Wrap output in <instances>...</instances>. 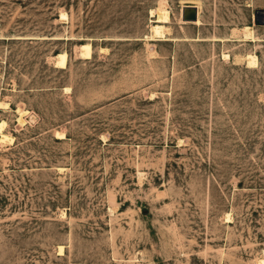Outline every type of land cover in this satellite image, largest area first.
Masks as SVG:
<instances>
[{"label":"rangeland","instance_id":"374dc122","mask_svg":"<svg viewBox=\"0 0 264 264\" xmlns=\"http://www.w3.org/2000/svg\"><path fill=\"white\" fill-rule=\"evenodd\" d=\"M258 9L0 0V264H264Z\"/></svg>","mask_w":264,"mask_h":264},{"label":"bare ground","instance_id":"6f19581e","mask_svg":"<svg viewBox=\"0 0 264 264\" xmlns=\"http://www.w3.org/2000/svg\"><path fill=\"white\" fill-rule=\"evenodd\" d=\"M192 3L193 4H191V5H187V6L183 5L181 7V10H180L181 22L182 23L189 22V21H186L185 15L191 11H196L197 18H196V20L191 21L190 23L200 24L201 7L197 2H192ZM165 6H166L165 3L162 2L159 4V6L157 7L156 10H154V11L152 10L150 13L151 15H153V12H155V20L153 21V24L150 27V35L148 36V38H150V39L165 38L166 34L169 33L168 28L165 26V24L170 22V15H169V11L166 9ZM262 16L264 19V12H263ZM61 19H66V15L63 13L60 14V20ZM252 29L253 28L251 26H246L243 28V37H242L243 40H246V39L253 40L254 39ZM91 51H92V48H91L89 43L82 44L79 46V52H80L81 57L90 58L91 53H92ZM224 57L228 58V55H224ZM55 59H56V65L60 66V68L66 67V65H67V54L65 52H61V53H58L57 55H55ZM246 60H247L246 63H248L250 66L255 65L257 62V57L254 54H249L246 56ZM20 110L18 109V114L20 116L18 121H19V123H22L21 118H22L23 113H22V110L21 111ZM5 125H6V123L4 121L0 122L1 141H4V140H8V141L10 140L11 141V138L8 135H6L4 132ZM56 136L57 137H64L63 134H59V133H56ZM227 218H228V216H227ZM58 250H59V252H62L63 249L60 246Z\"/></svg>","mask_w":264,"mask_h":264},{"label":"water","instance_id":"95a60500","mask_svg":"<svg viewBox=\"0 0 264 264\" xmlns=\"http://www.w3.org/2000/svg\"><path fill=\"white\" fill-rule=\"evenodd\" d=\"M255 13H256L255 23L256 24H264V19H263V16H262L263 10L258 9V10H256ZM196 18H197L196 11H191L188 14L185 15V19L186 20L194 21V20H196Z\"/></svg>","mask_w":264,"mask_h":264}]
</instances>
